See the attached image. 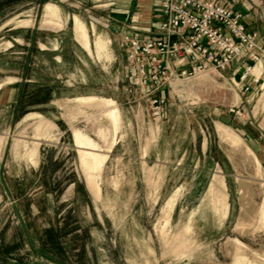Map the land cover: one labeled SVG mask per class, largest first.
Here are the masks:
<instances>
[{
	"label": "rangeland",
	"instance_id": "rangeland-1",
	"mask_svg": "<svg viewBox=\"0 0 264 264\" xmlns=\"http://www.w3.org/2000/svg\"><path fill=\"white\" fill-rule=\"evenodd\" d=\"M217 1L255 27L264 21V0ZM158 2L0 0V84L12 89L0 103V263L264 264L257 212L264 164L218 133L221 126L252 150L246 134L264 124V62L247 91L211 70L147 95L131 85L122 31L152 36ZM46 4L58 18L45 20ZM74 17L90 55L76 40ZM101 36L106 52L98 57ZM16 94L15 112L31 116L21 123L9 104ZM157 95L166 101L158 117L150 113ZM100 99L114 103L118 125ZM74 129L107 155L97 197L86 186ZM214 177L223 182L216 204L208 193Z\"/></svg>",
	"mask_w": 264,
	"mask_h": 264
},
{
	"label": "built area",
	"instance_id": "built-area-1",
	"mask_svg": "<svg viewBox=\"0 0 264 264\" xmlns=\"http://www.w3.org/2000/svg\"><path fill=\"white\" fill-rule=\"evenodd\" d=\"M157 11L152 36L132 29L122 32L132 86L151 95L169 80L212 70L220 77L230 76L234 83L237 78L244 91L249 89L251 71L264 62V24L262 34L251 30L240 11L214 0H159ZM165 102L163 96L154 97L150 113L158 117ZM228 112L242 116L236 106Z\"/></svg>",
	"mask_w": 264,
	"mask_h": 264
},
{
	"label": "bare ground",
	"instance_id": "bare-ground-1",
	"mask_svg": "<svg viewBox=\"0 0 264 264\" xmlns=\"http://www.w3.org/2000/svg\"><path fill=\"white\" fill-rule=\"evenodd\" d=\"M44 17L48 22L51 19L58 18L57 8L53 5L46 4L44 6ZM74 31L76 40L79 44L90 54L89 49V41L88 35L86 32V28L82 22H80L76 17H74ZM95 51L98 57L101 56L102 53L106 52V42H104L100 37H97L94 41ZM259 66L253 68L252 71H257ZM79 103L89 104L96 101L94 97H82L76 99ZM100 102L104 104L106 107H112L108 109L109 117L114 126L119 123V112L114 107V103L111 100L100 99ZM27 117H31L27 115ZM218 133L220 137L229 143L231 147L235 150L240 151L243 155L249 156L253 162L257 165V161L255 156L251 153V151L242 143L239 137L234 135L233 133L227 131V129L218 126ZM72 141L74 147L77 149L79 162L85 174V183L88 189L93 193L95 197H97L100 193V185H99V177L100 172L103 167V164L106 160V155L97 151L98 145L92 141L89 137L83 134L79 130L72 131ZM109 149V148H108ZM33 153L30 154V160L33 161ZM82 171V172H83ZM223 188V182L221 179L212 178V182L209 186L208 193L210 196V201L219 203L221 201L219 196V189ZM174 195L167 201L166 209L171 210L174 204ZM206 197V195H205ZM165 205V204H164ZM214 205V204H213ZM219 207V205H217ZM221 207V206H220ZM224 209V208H223ZM169 212V211H168ZM257 212L259 214L260 219L264 222V192L263 198L260 205L257 208ZM225 214V213H224Z\"/></svg>",
	"mask_w": 264,
	"mask_h": 264
},
{
	"label": "crops",
	"instance_id": "crops-1",
	"mask_svg": "<svg viewBox=\"0 0 264 264\" xmlns=\"http://www.w3.org/2000/svg\"><path fill=\"white\" fill-rule=\"evenodd\" d=\"M214 1H216V0H214ZM219 3H221V2H219ZM221 4H224V3H221ZM243 22H244V24L247 27H249V29H251V30H258L262 34V32H263L262 31V26L264 24V21L262 22V24L260 26L255 27V26L251 25L248 22V20L245 19L244 16H243ZM101 38L105 41V39L102 36H101ZM80 47L88 54V52L82 46H80ZM89 49H90V52H91L90 43H89ZM254 81H255L254 79H251L249 77L247 79L246 83L249 84V83H252ZM11 90H12L11 88L5 86L4 84H0V103H2V100H1L2 94L5 93V92L11 93ZM17 97H18V95L15 96V97H13L12 100H11V102L9 104L10 105L13 104L11 106H12V115L14 116L15 122L16 123H21V122H24L25 120H27V115H29L30 113H26L25 115H20L19 116L18 113L15 112L16 109H17V107H16ZM8 102H9V100H6L2 104L7 105ZM258 129H260L261 132L260 131H252V133L246 134L247 141L250 144V146H251V148H252L253 151L250 150L249 148L248 149L251 151V153L253 154V156H256V158H255L256 160L258 159L260 162H262V164H264V124L262 126L260 125ZM108 156H125V154H119V153L114 154V153L111 152V153H109ZM181 156H184V155L182 154ZM258 160H257V162H258Z\"/></svg>",
	"mask_w": 264,
	"mask_h": 264
},
{
	"label": "water",
	"instance_id": "water-1",
	"mask_svg": "<svg viewBox=\"0 0 264 264\" xmlns=\"http://www.w3.org/2000/svg\"><path fill=\"white\" fill-rule=\"evenodd\" d=\"M0 264H2V263H0Z\"/></svg>",
	"mask_w": 264,
	"mask_h": 264
}]
</instances>
